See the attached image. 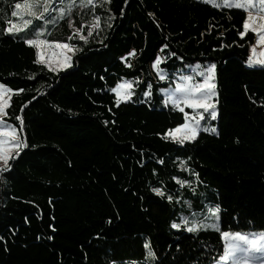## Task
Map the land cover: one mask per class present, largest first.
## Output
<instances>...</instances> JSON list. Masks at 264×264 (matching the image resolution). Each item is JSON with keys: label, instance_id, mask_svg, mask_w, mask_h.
Returning <instances> with one entry per match:
<instances>
[{"label": "trees", "instance_id": "1", "mask_svg": "<svg viewBox=\"0 0 264 264\" xmlns=\"http://www.w3.org/2000/svg\"><path fill=\"white\" fill-rule=\"evenodd\" d=\"M57 1L64 12L50 22L5 35L24 0H0V84L16 90L3 121L29 145L0 173V264H215L221 232L264 231V67L246 63L262 48L238 34L245 12L198 0ZM37 29L81 50L68 69L36 63L24 39ZM158 56L171 74L216 65V132L184 145L167 136L185 117L164 104L172 84L154 75ZM122 80L132 97L117 104ZM216 207L217 230L171 227L204 223Z\"/></svg>", "mask_w": 264, "mask_h": 264}, {"label": "snow or ice", "instance_id": "2", "mask_svg": "<svg viewBox=\"0 0 264 264\" xmlns=\"http://www.w3.org/2000/svg\"><path fill=\"white\" fill-rule=\"evenodd\" d=\"M87 3L91 5L93 0H87ZM225 5L230 3V0H223ZM261 4H264V0H261ZM52 5V7H50ZM83 6V5H81ZM255 7V0H244L243 3L236 2L235 8L237 9H249ZM15 9L18 11L12 12V16L16 17L18 15L21 16L23 20L24 28H27L29 25H34V21L32 19H24L23 14H27L28 16L35 17L38 20H43L45 23L50 22L49 16L47 14L52 13L53 11H58L60 13L64 12V8L56 9L53 3V0H24V3H16ZM54 19V17H53ZM97 19H99L97 17ZM255 18L253 16H248L244 23L243 28L245 30L251 29V31L259 34V39L257 40V44H264V23H261L259 27L255 26L254 23ZM69 25L71 26V21H69ZM22 29L13 25L12 27H7L4 29L5 35L14 34L21 32ZM43 34L42 30L37 29L34 32V36L37 38H25L24 43L29 46H34L36 48V63H45L50 67V70L55 72L57 68L51 67V59L52 56H62L63 59L59 61L58 67L61 69H68L72 64V57L65 55L63 52L52 53L49 55L53 47V42L39 38ZM89 35L92 34V29L89 28ZM241 38H244L246 35V31H242L238 33ZM71 39V37H69ZM81 41H85V37L83 35L80 36ZM86 42V41H85ZM55 48L57 49H66L69 52H72L74 49L73 45L68 43H55ZM79 48H75V52H80ZM250 56L246 63L249 64L250 67L253 66H261L264 67V49L260 51L259 58H257V53L255 48L250 49ZM131 55V53H129ZM171 55H175V53H171ZM45 57V59H41V57ZM161 58L157 57L156 63H161ZM154 67L156 64L153 65ZM197 68L200 66L197 65ZM215 64H210L207 67H204L201 71H198L196 75L201 78V82L197 83H185L183 85L178 84L176 86L175 92L180 94L179 100L175 97H170L171 103L176 106L180 101L187 105L188 108L191 109H201L203 113L208 114V117L215 120L218 118V109L216 102H214L213 98L217 96L216 84H215ZM163 74L160 75V79H165L166 70H161ZM186 81H191V76L184 77ZM131 87L130 85H118V88ZM151 88V85L148 86ZM16 91L13 89H4L3 85H0V114L5 113V105L6 101L4 100L5 92ZM22 91V90H21ZM113 92H117V88L112 90ZM119 95V93L117 92ZM145 97H149V92L145 91L143 93ZM132 97V92L127 91L121 99L124 101H130ZM120 103V99L117 100V104ZM183 111V108L180 109ZM205 117L202 115H197L192 117L190 120L186 119L185 123L181 124L178 128L171 130L174 133H178L181 129L186 130L183 135L176 136L172 135L171 139L178 142L180 145H184L186 141L193 142L196 140L198 131L201 127V120ZM15 119L17 121H21V116H16ZM20 132H23L24 129L21 127L19 129ZM210 131L216 132V128H211ZM29 147L26 140L19 137L17 129L6 124L5 121L0 120V173L10 170L13 166L10 161H14L19 157L21 152ZM32 147H35L34 145ZM183 165V162H181ZM180 184H186L187 181H178ZM153 192H155L159 196H163L164 192L160 188H153ZM167 199L171 202L173 197L169 195ZM219 211V208H209V217L210 219H214ZM184 226V230L189 233H196L200 230H217L215 223L207 224L202 223L200 220L196 218L188 219V217H184L181 219L180 223H172L171 227L173 229H180L181 226ZM222 238L226 241L223 247V254H218L212 257V261H215L216 264H221V262L231 261V264H264V231L259 233H246L242 234L240 231L236 232H221ZM2 239V237H0ZM144 248L147 250L146 255L148 258L155 259L156 254L153 252L148 241H145ZM211 251V250H209ZM218 257V259H217ZM210 264L212 262L210 261Z\"/></svg>", "mask_w": 264, "mask_h": 264}, {"label": "rangeland", "instance_id": "3", "mask_svg": "<svg viewBox=\"0 0 264 264\" xmlns=\"http://www.w3.org/2000/svg\"><path fill=\"white\" fill-rule=\"evenodd\" d=\"M64 1H66V0H64ZM70 1L72 3L73 2H79L80 4H88L87 3V0H70ZM97 1L98 0H93V3L92 4L96 3ZM198 1H203L205 3H208L210 5H214V6L220 5V4H224L223 3V0H198ZM53 2H54V5H55V8L56 9L62 8V4L63 3L61 1L53 0ZM236 2L243 3L244 0H230V3L229 4H227V5L224 4V5H225V7H233V8H235V3ZM239 10H242L243 12H245V19L248 16H250V15L253 16L255 18L254 23H255V26L256 27H259V25L261 23H264V4H261V0H255V7L252 8L251 10H249V9H239ZM14 11H18L17 9H15V6H14V9H13V12ZM54 12L57 13L58 11H54ZM58 13H60V12H58ZM48 15H50V14H48ZM23 18L24 19H32L33 20V18H35V17L28 16L25 13V14H23ZM13 25H15L16 27H19L21 29L24 28L23 20L21 19V16L20 15L14 17L13 21L9 24V27H12ZM243 31H246V33H252L253 34V36H254V43L257 42V40L259 39V34L256 33V32L251 31V29L245 30L243 28ZM55 43H57V42H53V47H52L51 51L49 52V55L50 56L52 55V53H59V52H63L65 55H68L70 57H72L74 55L75 49H73L72 52H69L66 49H57V48H55ZM257 45H258V47H261L262 49H264V44H257ZM249 48H250V45L248 47V51H249ZM256 53H257V58H259V55L258 54L260 52H257L256 51ZM128 56H131V55H128ZM249 56H250V54H249ZM158 57H160L161 58V61H163L162 56H158ZM41 59L43 60V59H45V57L42 56ZM62 59H63L62 56H52V59L50 61L51 67L57 68V71L58 70H62L61 68L58 67V63ZM156 61H157V59L152 63V71H153L154 75L156 76V78L158 80H161L160 79V75L163 74L161 72V70H163V69L160 68V64L162 62L157 64ZM42 64H44L47 68L50 69V67L47 64H45V63H42ZM154 64H156L155 67L153 66ZM197 65H199L200 67L197 68L196 67ZM207 66L208 65H201V64H198V63H194V64H192L190 66H187V68H185L184 71H181V72H178V73L171 74V73H169V72L166 71L165 79L164 80H161V81H166V80L167 81H170L171 84H172L168 88L161 90V94H162V96L164 98V104L166 106L173 107V108H175L177 110H180L181 108H183V111L182 112L184 113L185 120L186 119H189L190 120L192 117L197 116L198 114L205 117L200 122L201 127H200V130L198 131V133L201 132V131L212 132V131H210V129L214 127L213 126L214 120L211 119V118H209L208 117V114L203 113V110H201V109L194 110V109L188 108L187 105L184 104L182 101H180L176 106H174L171 103V100L169 98L170 97H175V98H177L179 100L180 94L175 92L176 86L178 84L183 85L185 83H197V82H201V78L198 77L196 75V73L198 71H201L204 67H207ZM253 67H261V66H258L257 65V66H253ZM186 76H191L192 77V80L191 81H186L184 79V77H186ZM118 85H130L131 86V83H129L128 81H125V80H122L121 82H119L114 87V88H117V92L119 93V95L117 94V92H113L112 91L114 93V95H115L116 101L118 99H120V102H126L123 99H121V97H123L124 94L127 91H131V87L130 88L129 87L118 88ZM4 89H7V88L4 86ZM11 94H12V92H7V91L5 92V97H4V100L6 101L5 109L8 106V103H9V99H10ZM213 100L215 102V97L213 98ZM4 115H5V113L0 114V120H3ZM184 123H185V121H184ZM6 124H8V123H6ZM8 125L11 126L10 124H8ZM185 131L186 130H184V129H181V131L178 132V133H174V132L171 131L170 133L167 134V136L171 139V136L172 135L180 136V135H183L185 133ZM208 217H209V215L205 214V215H203L201 217V219H207V221H205V222L203 221V222L204 223H207V224H213V223H215V225L217 227V225H218V213H217V215L215 216L214 219H210ZM259 232H261V231H249V232H241V233L242 234H246V233H259ZM223 240H224V238H223ZM225 242L226 241L224 240V243ZM121 264H151V261L149 260V261L140 262V263L139 262H127V263H121ZM221 264H231V261L221 262Z\"/></svg>", "mask_w": 264, "mask_h": 264}, {"label": "crops", "instance_id": "4", "mask_svg": "<svg viewBox=\"0 0 264 264\" xmlns=\"http://www.w3.org/2000/svg\"><path fill=\"white\" fill-rule=\"evenodd\" d=\"M216 7L223 8V7H225V5L224 4H220V5H216Z\"/></svg>", "mask_w": 264, "mask_h": 264}]
</instances>
